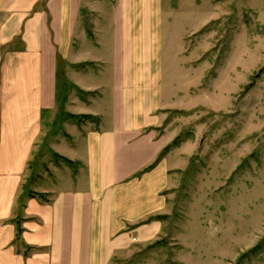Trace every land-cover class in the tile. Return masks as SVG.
Returning <instances> with one entry per match:
<instances>
[{
	"label": "crops",
	"instance_id": "crops-1",
	"mask_svg": "<svg viewBox=\"0 0 264 264\" xmlns=\"http://www.w3.org/2000/svg\"><path fill=\"white\" fill-rule=\"evenodd\" d=\"M158 3L0 0V264H112L158 237L176 148Z\"/></svg>",
	"mask_w": 264,
	"mask_h": 264
},
{
	"label": "rangeland",
	"instance_id": "rangeland-1",
	"mask_svg": "<svg viewBox=\"0 0 264 264\" xmlns=\"http://www.w3.org/2000/svg\"><path fill=\"white\" fill-rule=\"evenodd\" d=\"M158 1L173 170L158 237L112 264H264V0Z\"/></svg>",
	"mask_w": 264,
	"mask_h": 264
},
{
	"label": "trees",
	"instance_id": "trees-1",
	"mask_svg": "<svg viewBox=\"0 0 264 264\" xmlns=\"http://www.w3.org/2000/svg\"><path fill=\"white\" fill-rule=\"evenodd\" d=\"M67 117L68 118H73V119L75 118V119H77L80 122L87 119V116H85V115L75 116V115L68 114Z\"/></svg>",
	"mask_w": 264,
	"mask_h": 264
}]
</instances>
